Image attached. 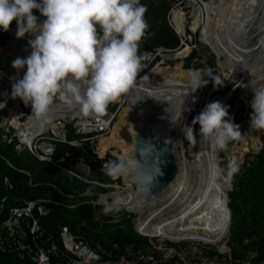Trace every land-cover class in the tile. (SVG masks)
<instances>
[{
  "label": "clouds",
  "instance_id": "1",
  "mask_svg": "<svg viewBox=\"0 0 264 264\" xmlns=\"http://www.w3.org/2000/svg\"><path fill=\"white\" fill-rule=\"evenodd\" d=\"M201 1L203 3L207 0ZM34 10L38 11L44 18L38 19L33 14ZM146 12L147 7L141 3V0H0V30L8 32L10 25L15 21L17 31L11 26L18 40L24 38L26 35L34 37L28 40V45L31 48L30 55L26 58L17 57L12 62V68L17 71V76L10 78L13 80L11 98L13 100L18 98L20 101L17 104L13 102V105L8 109L9 106L7 107L6 100L10 101L11 98L5 93L4 98H2L4 101L0 102V110L6 109L5 113L0 117V124L1 119L6 118V122L9 125L7 132L0 127L1 130L4 133H8L9 131L13 133L20 128V123L27 121L28 124L33 125L38 131L47 128V134L50 135L48 131L49 126L58 121L62 125L65 136L68 132L67 127L73 133L70 126L74 119H100L107 113H111L113 116L108 132L106 134L97 133L96 138L101 139L108 136L111 126L117 120L119 111L127 104L128 97L131 96L133 103L141 100L140 97L134 98L131 92L143 67L138 51L139 44L149 27L145 19ZM263 17L264 15H262ZM38 21L42 22L38 23ZM203 24H199L194 30L190 29L188 22L182 25V36L180 38L167 24L178 41V45L174 51L181 48L177 52L180 53L188 49L189 56L183 60L184 63L192 55L193 51H195L194 56H199L198 49L202 45L201 33L205 29L203 28ZM255 35L253 32L247 35V37L253 39L251 41L247 39L244 45L255 43L260 37L256 38ZM188 39L189 43L187 42ZM180 40L184 45L180 44ZM257 45L256 43L249 47L250 49L248 50H253ZM195 65L196 63L191 58L188 66H184V69L190 71V86L193 89V93L209 83L213 89L210 99L214 98L217 93L220 96H227L223 104L219 101H213L207 105L205 102L201 103L200 106L203 105L202 111L200 109L198 111L199 115L192 121V126L199 125L201 139L207 141L217 155L220 156L221 153L218 154V152L227 151L231 143L238 141L242 137L239 130L240 126L232 122V118H230L232 111L229 113V108L226 106L233 96L235 97L233 103L238 104L242 102L238 100V96L236 95V83L241 78L240 73L242 71L236 70L239 71V75H235L238 78L237 80L234 79L230 82V78H228L227 83H222L223 77L220 80V75L217 69L215 70L213 63L203 65V61H201L197 66ZM24 68L27 70L23 77L20 78L19 70ZM212 72L218 76L211 77ZM213 85L215 86L213 87ZM221 87L222 89L218 92V89ZM252 93V100L249 101L252 109L249 115L251 121L250 130L264 132V85L252 87ZM57 101L73 109V111L64 117H54L53 106ZM112 104H116L115 108L108 109ZM196 106L198 105L196 104ZM194 108L181 121L183 125ZM163 109L165 110L163 111ZM167 109L170 111L169 104L159 106L161 115H165V113L169 115ZM14 115L17 126L11 124ZM165 119L163 117V120ZM192 126H187V132L184 135L188 140L194 142L196 139L194 134L197 136L198 131L194 133ZM153 128L156 131L155 133L161 135L162 132H159L155 125H152ZM165 143H170V141H166ZM134 144V154L121 157L118 160H109L106 164L103 163L101 165L102 171L110 177L109 179L131 177L138 191H133V199L130 197L125 198L128 193L125 190L107 191L98 188L102 190L83 191L79 196L83 197V200H79V202L73 204H61L45 198L21 199L17 200V202L14 200L12 204H7L6 210L21 206L23 202L39 201L48 209L45 215L37 216V223H40L41 219L47 217L52 206L73 209L79 205L88 204L91 207H99L100 215L104 217V221L107 223L116 221L117 217L123 216L126 219L128 218L131 226H138L140 222L139 209L155 203L154 198L158 194L152 195V192L155 188L159 187L158 177L163 175L159 157L167 149L157 153L155 143L151 139L140 140L139 142L134 140ZM260 144L255 153L259 150ZM96 145L95 143L90 146H83L81 150L74 149L80 153L89 150L90 153L95 154L94 149ZM14 149L17 152L26 151L29 153L26 149L20 148L19 143L14 145ZM108 152H110V149L106 150L105 154L109 155ZM242 157L240 163H237L233 159L228 165V173L224 176L226 183L229 185L226 193L227 197L232 191L230 190L229 175H234L239 171ZM85 164L88 166L86 162ZM7 165L10 167V164ZM216 167H218L217 162ZM77 172L83 175L90 174V170L87 173ZM221 172V169L217 172L218 178ZM170 195L171 193L164 195V199ZM97 201H105L104 206L92 204V202ZM226 203L229 217L225 228V236L217 242V245L194 241H170L161 237L149 238L142 233L136 232L134 235L146 239L147 244L150 246L149 252H136L135 254L128 252L125 255H118L127 259H146L149 264L155 260L163 259V256L167 252L173 254V257L169 261H165L167 264H179L175 256L177 253L183 255L189 261L205 258L222 259L231 262L227 256L226 258H214L203 255L207 247H212L209 251H215L220 255H228L229 253L226 242L230 208L228 206L229 202L226 201ZM161 204L162 201L156 202L155 205H158L157 207L160 209L163 207V204ZM6 214L0 220L6 218ZM34 214L36 213L34 212ZM111 219L114 220L111 221ZM154 239L162 240L156 248L149 243V240ZM182 243L192 244L190 251L185 253L178 246H174ZM219 246L223 249H219ZM246 261L259 262L243 260L235 263L240 264Z\"/></svg>",
  "mask_w": 264,
  "mask_h": 264
},
{
  "label": "bare ground",
  "instance_id": "2",
  "mask_svg": "<svg viewBox=\"0 0 264 264\" xmlns=\"http://www.w3.org/2000/svg\"><path fill=\"white\" fill-rule=\"evenodd\" d=\"M192 6L194 8L189 14L191 20L189 27L191 30H194L200 24V21H204L203 28L205 29H203L201 33V40L205 43V46L209 49L213 57L216 58V63L220 69L223 71L225 68H227V71L223 74L222 83H227L228 76L232 72H239L236 71L238 68H241V71L242 69H247L249 66L247 61H251L250 57L252 55H255V57L259 58L264 56V27L260 32V37L255 41V43L244 45L246 43V39H242V41H240L242 34L248 35L247 33L252 30H249L248 32L246 31L250 29L252 25L259 24V21L261 22V17L264 13V0H207L206 2H203V6L197 4L196 0H192ZM211 8V20L208 21V10ZM255 15L260 17V19L256 21L257 23H248L247 20H252ZM184 16L185 14L181 13L179 10L172 12V19L177 24V29L182 30ZM42 21H38V23ZM232 32L234 34L237 32V35L235 34V44H233L232 38L230 40V33ZM254 33L257 35L258 31L255 30ZM7 34L8 36L4 44L0 45V48H2L1 50L5 49V53L2 51L0 52V78L3 80V84L5 86H9L5 93L11 98L13 80L10 78L16 77L17 71L12 68L13 60H11V52L8 49L9 43L15 45L14 50L16 51V55L22 52L27 57L31 53L28 40H30L32 36L26 35L24 38L18 40L16 38V33L11 32ZM239 42L240 45L242 44L241 46L239 45ZM256 43L258 45L253 50H248L250 49L249 47L255 45ZM180 44H182V42ZM156 51H158L159 54L156 55L148 65H142L143 67L137 77L136 85L131 92L132 95H134V98L140 97L141 100L135 101L133 103L131 101L132 98L129 95L130 97H128L127 104L124 105L119 111L117 120L115 121L114 125L111 126L108 136L97 139L93 137L92 133H72V138H68L67 134L64 136L66 143H79L82 146H90L96 143L97 145L94 149L95 154L91 153L94 158L103 160L105 155H107L105 154V151L110 149L112 156L116 155L114 158L112 156L111 157L114 160L115 158L118 160L121 157L132 155L134 137L141 132V127L145 125H148L151 128L152 125H155L156 129L159 132H162L161 135H157L159 140L164 142L170 141V143H168L170 146L174 144L171 141L172 138H176L175 140L173 139L175 143L182 142V137L184 136L185 132L183 131L184 128H181L182 130H180L178 124L183 120V110L185 109L188 111L195 103L201 104L205 102L207 105L209 103L208 99L211 97L210 95L213 93V91L211 90V87L209 88L210 84L208 83L193 93V89L190 86V71L184 69V64L182 61H176V57L173 55L174 49L170 50L163 47H157L152 51H141L138 54H153ZM164 61H171L174 63V65L180 63L181 67L168 68L170 67L168 66V62L165 63ZM163 64H166V67L163 66ZM235 65H238V67L236 68ZM248 69H253V71H256V73L246 80L245 90L242 89V87L241 94L239 91L240 97L248 95L252 91V87L264 85V57L260 59L259 63H253L252 67ZM26 70V68L19 70L20 78L23 77ZM246 76L247 73L243 74V79ZM233 80L234 79L231 78L230 82ZM203 90H205V93L201 97V92H203ZM226 98V95H219L212 99L223 104ZM19 101L20 99L18 98L14 100L15 104H17ZM167 104H169L171 112L169 109H167L169 115H167V113H165V115H161L159 106H165ZM63 107L67 106L59 101L55 102L53 106L54 116H56ZM164 110L165 109H163V111ZM175 114L176 116L174 117ZM162 116L166 119L163 120ZM14 119L15 115L13 116L11 124L17 126V123ZM250 122L249 116L245 123V131L243 134H241L242 137L239 139L243 141L241 142V146L234 149L235 152L243 154L246 151L247 139L250 140V143H247V145L252 151H256L258 148L260 137L264 132L260 131V136L258 135L255 137L251 133L250 128L246 130L247 127H250ZM19 129L13 133L4 134L2 136V141L10 143L14 140L15 144H18L20 142V136H18ZM20 132H24V129H21ZM27 135L28 134L25 133L24 137H27ZM200 139L201 137L198 127L197 156L199 155L201 163L198 164V169L200 170L199 175L193 177L197 180L196 184L192 185V182L189 181L188 184H190V189H187L185 182L182 183L181 180H183L185 174L188 173L191 167L188 165L187 160L183 161L182 164L178 163L177 175L175 179L154 198L155 203L149 204L144 208L139 209L138 215L140 217V222L138 226H133L134 233L139 232L143 234V229L146 228V230L152 235H143L149 238L161 237L170 241H194L203 242L204 244L210 245H216L212 242V239H217L216 241H220L223 236H225V223L227 224L228 212L226 201L229 202L226 193L228 191L229 185L228 183L223 182L221 175L222 173H220L219 178L217 177V172H219L220 169L216 167L215 150L207 141ZM201 141L206 144L205 149L204 147L200 146L202 145ZM28 154L33 157L37 163H45L48 165H51L50 162H55L61 159L64 155H67L73 159H80L84 161L80 154L74 155L70 153H64L60 157H54L53 154L48 160H42L30 153ZM233 158L237 163L241 161V158L237 159L234 154ZM18 172L23 174L25 173L23 170H18ZM59 172L76 181L84 183L86 185L85 191H94L98 188H102L107 191L125 190L128 191L127 195L125 196L126 199L128 197L131 199L134 198L133 191H136V189L134 181L131 179V177H117L111 178L110 182H100L90 179L88 177L89 174L83 175L77 171H74L73 173H67L64 171ZM25 174L27 177L29 176L27 173ZM188 178L189 177H187V179ZM2 183L4 185V190L9 191L11 189L7 177L2 178ZM27 185H31L30 179H28ZM131 193L133 194V197H131ZM168 193H171V195L164 199V195H167ZM222 193L225 195L226 200L221 199ZM14 200L15 199H13V201ZM160 201H162L163 207L159 209L157 207L158 205L155 204L156 202ZM7 204V197L1 196L0 218L7 213ZM205 204H208L207 209H205ZM179 206L180 208H178ZM158 225L164 229L176 230L178 234L177 232L175 233L178 237H175V233L167 232L162 228V230L158 228L156 229V226ZM63 230L69 234L73 241L80 239L85 244H88L93 248L98 247L100 252L110 253V256L113 259L117 256L114 252L117 251V247L115 245L105 248L100 244H91L83 237L75 236L68 228L64 226L59 228L58 234L60 241V234L63 232ZM153 230H155L157 233ZM162 231L166 232V234H164ZM47 233L48 232L45 231L40 223L19 224L15 227H10L9 225H5L0 222V253L14 255L19 261L28 262V264H34L30 257L34 256L37 258L38 249L46 250L50 246H55L60 250H64L62 248V242L59 243L56 240L54 241L53 235ZM187 234H193L195 235L194 237H199L201 239H192L193 237L186 236ZM178 238L182 239L178 240ZM16 246L21 247V250H13V248ZM219 249L222 250L223 248L219 246ZM28 250L31 251L30 254L24 255V252L26 251L27 253ZM20 254L24 255L22 259L19 258ZM56 261L60 264L64 263L63 259L53 258L52 256L49 257L50 264H54Z\"/></svg>",
  "mask_w": 264,
  "mask_h": 264
},
{
  "label": "trees",
  "instance_id": "3",
  "mask_svg": "<svg viewBox=\"0 0 264 264\" xmlns=\"http://www.w3.org/2000/svg\"><path fill=\"white\" fill-rule=\"evenodd\" d=\"M170 3L169 0H146L143 3L147 7L145 19L149 27L139 44L138 53L141 51H152L157 47L173 50L178 45L176 36L165 22V14ZM33 14L38 19L44 18L36 10L33 11ZM11 25L17 31L16 22L13 21ZM7 36V32L0 30V45L4 44ZM178 50H175L173 55L176 57V61L179 62L181 59L183 62L189 56L188 49L180 53H177ZM198 51L199 56H194L195 51H193L185 63L183 62L185 67L188 66L191 58L196 63L195 66L200 63L201 51L199 49ZM209 63L212 62L208 61L203 65ZM174 67H181V64L178 63ZM245 72L247 76L241 82L242 87L246 80L256 73L253 69H247ZM216 76L218 75L212 72L211 77ZM234 99L235 97L233 96L226 105L229 108V113L233 108ZM210 101L213 102L215 100L211 99ZM115 106L116 104H112L108 109H114ZM5 109L0 110V117L5 113ZM242 111L243 102H239L234 113ZM247 111L249 114L252 111L250 103ZM70 112H72V109L63 107L54 117H64ZM67 130V137L72 138V133L68 127ZM10 133L11 131L8 132V134ZM4 134L6 133L0 128V197L6 196L8 204H12L13 199L17 202V200L21 199L45 198L61 204H73L83 200V197L79 196L86 189L84 183L61 174L51 165L37 163L26 151L17 152L14 149V140L10 143L2 141ZM260 143L257 153L244 154L242 163L239 165V171L234 175H229V183L232 186V191L228 194L230 220L226 246L229 249V253L228 255H220L215 251H210V253L206 254V257L226 258L227 256L232 262L236 263L243 260L259 261L264 259V133L260 137ZM54 146V157H60L64 153L80 154L88 164L89 176L100 182H110V177L105 175L101 165L103 163L106 164L109 160H114L111 156L105 155L103 160H98L94 158L89 150L80 153L64 143H55ZM227 151H229V148ZM220 153L218 152V154ZM242 155L234 151V156L237 159H240ZM21 159L28 160L29 164L22 166L19 163ZM6 162L10 164V167ZM18 170H23L29 176L27 177L25 174L18 172ZM3 177L8 178L11 186L9 191L3 188ZM28 179H30L31 183L29 186L27 185ZM84 197L87 199L86 196ZM74 198H77L78 201L67 202ZM225 198L223 194V200H226ZM40 224L48 232L47 234L53 235L54 241L56 240L59 243L61 242L58 234L59 228L64 226L75 236H81L91 244H100L105 248L115 245L117 247V251H114L115 255H125L128 252L132 254L149 252L150 246L147 244L146 239L134 235L133 226H131L128 218L120 216L116 218V221L107 223L104 221V217L100 215L99 207H91L88 204L79 205L73 209L52 206L49 214L41 219ZM156 228L160 229L157 226ZM153 231L156 232L155 230ZM143 234L152 235L146 228L143 229ZM0 264H28V262L19 261L14 255L0 253Z\"/></svg>",
  "mask_w": 264,
  "mask_h": 264
},
{
  "label": "built area",
  "instance_id": "4",
  "mask_svg": "<svg viewBox=\"0 0 264 264\" xmlns=\"http://www.w3.org/2000/svg\"><path fill=\"white\" fill-rule=\"evenodd\" d=\"M171 6L169 7L166 14V22L173 29L175 34L180 38L182 33H179L177 29V24L172 19V12L179 10L181 13H184L182 25H185L187 22L190 24V11L194 8L192 6V0H170ZM197 4L203 6L201 0H196ZM204 21H200V25L203 24ZM181 42V40H180ZM189 43V39L187 41ZM182 45H184L182 43ZM193 47V46H192ZM158 51L153 54L147 53L142 54L141 63L143 66L149 64V62L158 55ZM20 116V115H19ZM18 116V117H19ZM112 114L107 113L105 116L100 119H91L88 118L86 120L82 118L74 119L71 123V130L74 134L80 133H92L93 137L96 138L97 133L106 134L109 130V126L112 121ZM20 129L18 132V136H20V148L26 149L30 154L38 157L39 159H49L53 154V148L55 142L66 143L64 140V131L62 129V125L60 122L56 121L55 124L49 126V134H47V128L42 131H38L33 125L24 121L20 123ZM9 123L6 122V118L1 119L0 127L7 132ZM21 129H24V132H20ZM25 133H27V137H24ZM69 146L81 150L83 146L79 143H66ZM50 164L60 171H64L67 173H73L74 171H81L84 173L89 172L88 166L84 161L80 159H73L64 155L61 159L50 162ZM104 202H92V204H98L104 206ZM56 204V203H54ZM34 212L36 214H34ZM48 212V209L44 207L39 201L34 202H23L21 206L13 207L7 210L6 218H2L0 222L5 225H9L10 227H15L19 224H36L37 216L45 215ZM62 248L64 250H60L55 246H50L46 250L38 249V257L35 258L31 256L30 259L34 264H50L49 257L63 259V264H149L146 259L141 258H125L121 255H117L114 259L110 256V253L100 252L98 247L93 248L88 244H85L82 240L78 239L73 241L69 234L63 230L60 234ZM15 251L21 250V247L16 246L13 248ZM30 250L24 255H29ZM24 255L20 254V259L24 257ZM176 259L179 264H236L235 262H230L227 260H215V259H197L195 261H189L184 258L181 254H176ZM173 257V254L167 252L163 259L155 260L151 264H167L166 260L169 261ZM54 264H60L59 262H54ZM240 264H264V260H261L257 263L246 261Z\"/></svg>",
  "mask_w": 264,
  "mask_h": 264
},
{
  "label": "rangeland",
  "instance_id": "5",
  "mask_svg": "<svg viewBox=\"0 0 264 264\" xmlns=\"http://www.w3.org/2000/svg\"><path fill=\"white\" fill-rule=\"evenodd\" d=\"M146 2V0H141V3L143 4V3H145ZM211 12H212V8L211 9H209L208 10V16H207V19H208V21H210L211 20ZM263 15H264V13H263ZM262 18V17H261ZM264 18V17H263ZM261 19V22L259 21V24H254V25H252L251 26V28L250 29H248L246 32H248L249 30H252V31H249L247 34L249 35L251 32H253L254 33V31L255 30H257L258 31V33H257V35H256V38H258V36H260V32H261V30H262V28L264 27V19ZM259 19V17H257V15H255L254 17H253V19L252 20H248V23L250 22V23H252V22H255V23H257L256 21ZM262 25H261V24ZM256 26V27H255ZM179 30V32L181 33L182 32V30L181 29H178ZM237 33V32H236ZM235 33V34H236ZM235 34L232 32V33H230V35H231V37H230V40H231V38L233 39V44H235L234 43V41L236 40V36H235ZM237 35V34H236ZM34 37L32 36V38L31 39H33ZM242 39H248V41H251L253 38H250V37H247V35H244L243 34V36L241 37ZM240 38V41H242V39ZM228 39V38H227ZM9 41H10V39H9ZM8 41V42H9ZM202 41V40H201ZM231 42V41H230ZM8 44V43H7ZM239 45H240V42H239ZM242 45V44H241ZM240 45V46H241ZM14 48H15V45L14 44H12V43H9V51L11 52V54H10V57H11V60H14L15 58H17V57H20V58H26V56H25V54L24 53H22V52H20L19 54H17L16 55V51L14 50ZM14 50V51H13ZM199 50L201 51L200 52V62L201 61H203V64H205L206 62H208V61H211L213 64H214V67H215V70L217 69V72H218V74L220 75V80H221V78L223 77V74L227 71V68H225L223 71L220 69V67L217 65V63H216V59L213 57V55L210 53V51H209V49L205 46V43L204 42H202V45H201V47H199ZM4 52L5 53V49L4 50H0V52ZM163 55V54H162ZM262 57H264V56H261V58ZM261 58H259V57H255V55H252L251 57H250V59H251V61H247V64L249 65L248 66V68H250V67H252V64L254 63V64H257V63H259V61H260V59ZM165 63H167L168 62V66H170V67H168V68H172V67H174V63L173 62H171V61H164ZM166 64H163V66H165ZM236 66V65H235ZM166 67V66H165ZM238 67V65L236 66V68ZM247 68V69H248ZM247 69H245V70H247ZM238 70H241V68L239 69L238 68ZM245 70H243L242 69V73H240V75H241V78L237 81V83H236V95L238 96V100H240V101H242L243 102V111L242 112H237V113H233V111L238 107V104L237 103H234V106H233V109L231 110L232 112V116H230V118H232V122L234 123V124H237V125H239L240 126V128H239V130H240V132H241V134H243L244 133V129H245V123H246V121L248 120V117H249V113H248V111H247V108H248V105H249V101H251L252 100V95H253V93H252V91L248 94V95H246V96H243V97H240V94H241V88H242V86H241V81L243 80V77H242V75L243 74H245L246 72H245ZM235 75H239V72H232L231 74H230V76L228 77V78H232V79H238ZM234 77V78H233ZM209 82H211V80H209ZM208 84V83H207ZM215 85H213V87H214ZM7 88H9V86H5L4 84H3V80L0 78V102H3L4 101V99H2V98H4V96H5V90L7 89ZM209 88H210V86H209ZM222 89V87L221 88H219V90H218V92H220V90ZM242 89H244L245 90V84H244V86H243V88ZM211 90L213 91V89L211 88ZM239 91H240V94H239ZM205 93V90H203V92H201V97L203 96V94ZM217 95H219L218 93L216 94V96ZM212 97V96H211ZM210 97H209V99H208V102H210ZM6 102H7V107H8V109L13 105V102H14V100L11 98V100L9 101V100H6ZM22 104V103H21ZM197 103H195L188 111H186L185 109L183 110L184 112H183V118L186 116V114L192 109V108H194L195 107V105H196ZM209 104V103H208ZM198 106H196L194 109H193V111L191 112V114H190V116L188 117V119L186 120V122H185V124L183 125L181 122H179V124H178V127L180 128V130H182L183 128H184V132L186 133L187 132V126H192V121H193V119L197 116V115H199V110L201 109V111H202V106L203 105H201L200 106V103L199 104H197ZM72 111H73V109H72ZM187 112V113H186ZM185 113V114H184ZM195 113H197L196 115H195ZM177 114V113H176ZM176 114L174 115V117L176 116ZM248 116V117H247ZM188 124V125H187ZM193 128H194V133H196L197 131H198V127H199V125H195V126H192ZM182 128V129H181ZM249 127H247L246 128V130L248 129ZM251 133L255 136V137H257L258 135L260 136V134H261V132L260 131H256V130H251ZM182 135H183V133H182ZM195 135V137H196V139H195V141L193 142V141H190V140H188L186 137H185V135L182 137V142L181 143H175L174 142V140L176 139H174V138H172V142L174 143V144H172V146H171V150H172V153L174 154V156H175V158H176V165H177V168H178V163L179 164H182V162L183 161H185V160H187V163H188V165H190V167H191V169H189V171H188V173L187 174H185V177L183 178V180H181L182 181V183H184L185 182V185H186V187H187V189H190V184H188V182L189 181H191L192 182V185H195L196 184V178H193V177H195V176H198L199 175V172H200V170L198 169L199 168V166H198V164L199 163H201L200 162V159H199V155L197 156V136H196V134H194ZM68 136V135H67ZM244 136V135H243ZM246 137V136H245ZM174 139V140H173ZM179 140V139H178ZM200 140H202V139H200ZM258 140H259V137H258ZM243 140H238V141H235V142H233V143H231V145H230V147H229V151H225V152H221V155L220 156H218L217 155V153L215 152V158H216V162H217V165H218V167H219V169H221L222 170V180H223V182L224 183H226V180L224 179V177L223 176H225L227 173H228V165H229V163L234 159L233 158V154H234V149H236L237 147H239V146H241V142H242ZM247 142H246V151L243 153V155L244 154H246V153H251V154H254L255 153V151H252L251 149H250V147L247 145V143H250V140L249 139H247L246 140ZM201 144L202 145H200L201 147H204V149H205V146H206V144L204 143V142H202L201 141ZM108 154L109 155H111L112 156V154H111V151L110 152H108ZM114 156H116V155H114ZM114 156H112L113 158H114ZM178 158V159H177ZM243 158V157H242ZM115 160H117L116 158H115ZM220 160V161H219ZM19 163L22 165V166H27L28 164H29V161L28 160H26V159H21L20 161H19ZM240 163V162H239ZM39 169H41V168H39ZM195 173V174H194ZM25 174V173H24ZM225 174V175H224ZM26 175V174H25ZM27 176V175H26ZM183 176H184V174H183ZM189 177L188 179H187V177ZM90 179H92V180H96V179H94V178H92L91 176H88ZM98 181V180H97ZM182 191H187V190H182ZM202 193V192H201ZM130 194V193H129ZM132 194V193H131ZM131 197H133V194H132V196ZM221 199H223V193H222V196H221ZM202 200H203V196H202ZM72 201H74V202H76V201H78V199L77 198H74L73 200H69V201H67L68 203H70V202H72ZM208 208V204H205V209H207ZM132 216H133V214H131ZM114 219H111V221H113ZM157 227H159L160 229L162 228L163 230H165V231H167V232H172V233H175V232H177L176 230H168V229H164L163 227H160L159 225L157 226ZM157 229V228H156ZM155 229V230H156ZM163 232V231H162ZM164 234H166V232H163ZM176 234V233H175ZM177 234H178V232H177ZM177 234L175 235V237L177 236ZM186 236H189V237H193L192 239H201V238H199V237H194L195 235H193V234H187ZM178 237V236H177ZM180 239H182V238H180ZM180 239H178V240H180ZM177 240V239H176ZM217 239H212V242L213 243H215L216 245H217V242L218 241H216ZM150 242V244L151 245H154V248H156V247H158L157 245L159 244V243H161V241L162 240H149ZM212 243V244H213ZM198 245H200L199 243H197ZM195 245V244H194ZM174 246H178V248L180 249V250H183L185 253H187L188 251H190V248H191V246H192V244H189V243H182V244H180V245H174ZM200 246H202V245H200ZM195 247V246H194ZM203 247V246H202ZM215 247V246H214ZM217 247V246H216ZM210 248H212V247H207L205 250H204V252H203V255H206V254H208V253H210V251H209V249Z\"/></svg>",
  "mask_w": 264,
  "mask_h": 264
},
{
  "label": "water",
  "instance_id": "6",
  "mask_svg": "<svg viewBox=\"0 0 264 264\" xmlns=\"http://www.w3.org/2000/svg\"><path fill=\"white\" fill-rule=\"evenodd\" d=\"M11 32H13V30H12V26L10 25L9 31L7 33H11ZM140 131L141 132L134 137V140L139 142L140 140L151 139L155 143L157 153L162 152L164 149H167V151H163V155L159 157L161 161L160 168L163 172V175L158 177L159 187L155 188L152 192V195H156V194L161 193L162 190H164L165 187L168 184H170L177 175V167H176L175 158H174L175 156L173 155L170 149V144L159 140L157 136L158 134L155 133L156 131H154L150 126L148 125L142 126ZM134 150H135V144L133 145L132 154H134ZM228 217H229V212H227V220H228Z\"/></svg>",
  "mask_w": 264,
  "mask_h": 264
},
{
  "label": "flooded vegetation",
  "instance_id": "7",
  "mask_svg": "<svg viewBox=\"0 0 264 264\" xmlns=\"http://www.w3.org/2000/svg\"><path fill=\"white\" fill-rule=\"evenodd\" d=\"M250 128V127H249ZM178 205V204H177ZM178 208H180V206L178 207Z\"/></svg>",
  "mask_w": 264,
  "mask_h": 264
}]
</instances>
